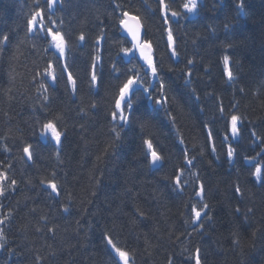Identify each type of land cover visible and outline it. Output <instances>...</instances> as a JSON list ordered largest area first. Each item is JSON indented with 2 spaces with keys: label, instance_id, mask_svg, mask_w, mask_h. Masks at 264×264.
Here are the masks:
<instances>
[{
  "label": "trees",
  "instance_id": "16d2710c",
  "mask_svg": "<svg viewBox=\"0 0 264 264\" xmlns=\"http://www.w3.org/2000/svg\"><path fill=\"white\" fill-rule=\"evenodd\" d=\"M165 2L183 13L184 0ZM235 3L203 0L198 16L173 18L169 11L166 25L159 0H64L63 5L58 0L51 12L47 0H39L45 28L61 31L69 41L66 62L76 80L73 94L61 67L65 60H58L55 49L48 47L50 38L28 32L35 0H0V40L9 37L0 44V137L7 136L0 140V170L18 182L14 192L0 197V219L11 213L0 225L5 237L0 241L5 245L0 264H37V256L43 258L41 264H121L105 233L129 252L130 264H169L170 259L172 264H195L197 248L202 264H264V183L253 176L257 165L264 172V0H246L241 15ZM122 11L140 18L168 103L155 106L137 91L132 126L122 131L113 149L111 129L114 123L120 129L111 112L119 87L132 74L128 69H140L144 86L154 98H162L159 80L151 77L140 55L135 51L125 57L120 51L132 47L120 32ZM225 23L230 25L227 31ZM169 26L178 58L168 47ZM101 30L105 39L97 46ZM81 32L83 42L77 39ZM225 55L232 61L233 82L225 73ZM49 60L56 69L55 83L36 76ZM93 63L95 86L90 83ZM41 80L51 98L44 109L37 91ZM165 109L175 117L174 125ZM146 112L153 115L142 130L139 119ZM57 114L63 117L59 126L66 130L59 160L54 142L42 139L36 124ZM233 114L242 118L236 138L231 134ZM205 125L212 130L211 141ZM145 139H151L165 158L159 170L149 165ZM25 143L34 145L31 162L22 151ZM4 144L10 151L3 150ZM229 145L235 149L232 162ZM185 150L189 159L195 157L192 166L186 164ZM179 169L182 192L173 183ZM42 178L56 180L59 198L45 190ZM201 183L203 200L196 195ZM237 185L242 194L235 192ZM203 203L209 204L205 211L211 219L202 213L201 221L193 224L192 207L200 210ZM62 205L70 211L64 213ZM45 214L48 226H55L54 236L47 226L35 230Z\"/></svg>",
  "mask_w": 264,
  "mask_h": 264
},
{
  "label": "snow or ice",
  "instance_id": "6c2138e0",
  "mask_svg": "<svg viewBox=\"0 0 264 264\" xmlns=\"http://www.w3.org/2000/svg\"><path fill=\"white\" fill-rule=\"evenodd\" d=\"M58 0H47V8L51 12V10L54 8V5H56ZM59 2L63 5L64 0H59ZM35 3L37 5V10L32 13L31 18L28 20V32L32 34H38L40 32L45 33V38L50 37V40L48 42L49 48H54L56 53H58V60H65V63L62 64V70L64 72H67V79L68 82L72 86L73 94L76 92V80L74 79L72 73L68 71L69 65L66 62V56L67 52L70 49V44L68 39H66V36L64 33H62L59 30L53 31V28L48 27L45 28L43 24V8L39 7V0H35ZM245 3L246 0H236L235 3V10L237 15L243 14V11L245 9ZM159 4L161 6V10L163 13V20L164 23L167 25L169 23L168 13L170 11L171 17L173 18H179L182 17V15L187 16H198L199 11L201 8L204 7L203 0H184L181 7L183 9V13L176 10H171V5L169 3H166L165 0H159ZM119 8L120 5H117ZM50 19V17H49ZM129 21H134V25L130 24ZM62 23V21H61ZM120 26L128 33V35L131 37L132 41V47H121L120 51L123 53L125 57H129L134 55V52L136 50L139 51L140 58L145 62L147 65L148 70L150 71L151 77L155 80H159V88H160V97H155L152 94V91L149 87H145V81L144 78L141 75V70L135 68L128 69L129 73H132L127 76L126 80L122 83V85L119 87L118 95L115 98L114 102V110L111 112V119L113 122H118V127L120 130H117V123H114L111 131L115 134L114 142L110 145L111 148L115 149L117 147L116 141H121L122 136L121 133L124 129L128 128L130 129L132 126L133 121L130 119L135 111H137L135 102H134V96L137 91H142L145 94V99L149 101L150 103L154 104L155 106H159L163 108L165 104L168 103V97L164 94L163 89L165 87L163 79L160 77L157 65L153 59L152 55V44L149 40L141 39V29L142 24L140 21V18L136 15H131L128 11H122L121 12V18L119 20ZM230 25L228 23H225L224 28L227 31L229 29ZM167 42L168 47L171 50V56L178 58L179 53L177 51V48L175 46V38L173 35V30L169 26L167 29ZM214 31V30H213ZM85 34L81 32L79 36L77 37L78 41L83 42L85 41ZM9 37L7 34L3 35L2 40H0V44L7 43ZM105 39V36L103 35V30H101V35L97 36L95 44L99 46L101 44V41ZM232 45H228V47H231ZM47 48L45 49V52H47ZM101 57L99 55H96L94 57L95 61H99ZM130 62V61H129ZM224 67H225V73L227 76V79L229 82H233L235 80L234 73L231 68V58L228 55H225L223 57ZM189 65L193 64L192 60H188L187 62ZM97 65L96 63L92 64V71H91V81L90 83L95 86L98 82V74H97ZM113 70L115 72H119V70L116 68V65H113ZM171 71V69H169ZM187 76H191V71H188L186 73ZM36 76L38 77H46L50 78V80L55 83L57 81V74L56 69L51 60L47 62L46 67L42 71H38L36 73ZM35 79V77H34ZM185 83H190L189 80H186ZM40 96V106L42 109L46 108L47 104L50 102V96L48 95V86L41 80L39 83V89L37 90ZM243 91V89H241ZM195 92V90H193ZM196 100H199V96H195ZM90 108L94 109L96 107L95 103H92L89 105ZM220 111L223 112V107L220 108ZM81 112H85L84 108H81ZM165 114L170 118L173 125L175 124V117L172 116V113L165 109ZM7 115V114H6ZM152 113H143L141 115V118L139 119V126L143 130L147 127V118L149 116H152ZM63 121V117L60 114L54 115L51 118H46L45 120H37L36 124L38 125V135L44 139V140H50L54 142L57 151L56 156L59 160V154H60V146L62 145L63 139L66 138V130H62L59 126ZM231 122V134L233 138H236L240 135V128L239 124L242 122V118L238 115L233 114L230 118ZM206 128H208L207 137L211 141L213 139V133L211 128L208 127V125H205ZM178 131V130H177ZM253 136H256V133H252ZM260 139L259 137H257ZM7 136L0 137V140H6ZM228 137L225 136V140H227ZM144 145H146L147 149V157L149 158V165L159 170V168L163 167L164 164V157L160 154V152L157 150V148L154 146L151 139H145L143 141ZM180 143L183 144L184 141L181 138ZM3 150L5 152L10 151L7 144L3 145ZM24 157H26V160L31 162L34 159V145L31 143H25L22 148ZM107 151V149H106ZM212 151L215 153L216 148L215 144H212ZM264 151V149H262ZM235 156V149L229 145L227 150V157L229 162H232ZM195 157L189 159L187 157V151L185 150V161L186 164L189 166L193 165ZM245 159H249L245 157ZM8 168H11V164L7 165ZM177 175L173 177V183H174V189L177 191H183V185L181 183V175L183 174V169L178 170ZM53 177L55 176V172L52 173ZM253 176L255 177L256 182L264 183V172H262V167L260 165H257L255 167V171L253 173ZM17 180L10 177L6 171L0 170V197H4L6 193L9 191L14 192L17 187ZM40 184L45 188V190L50 189L51 194L54 195L55 198H59L61 195V188L58 186V183L55 179H45L42 178L40 180ZM235 192L237 194L241 193V188L237 185L235 187ZM70 195V194H69ZM197 196L201 198V200L204 199V185L201 183L199 186V189L196 193ZM2 207V205H0ZM208 203H203L200 210H197L195 205L192 207V212L194 213V218L192 220L193 224H196L197 222L201 221L202 213L204 214L205 218L211 219V216L208 215V213L205 211L209 209ZM31 212L35 213L37 210L35 208H32L30 210ZM62 211L64 213H68L70 211L69 206L62 205ZM237 213H239L241 210L239 207L235 209ZM247 211L250 213L253 211L252 208H248ZM143 215V213H141ZM11 216V213H9L7 216H5L3 219H0V225L5 223V220H7ZM49 223V217L45 215H41L39 217V221L37 225L35 226L36 232H42L44 230L43 226H47L48 233L55 235V226H48ZM43 225V226H42ZM204 225L203 223H199V228L203 229ZM235 235V233L233 234ZM107 244L111 246V248L114 250L116 255L119 258V261L122 262V264H130V254L128 251L122 249L121 247H118L116 243L113 242V239L111 236H109L107 233H105L104 236ZM5 239L3 229L0 228V241H3ZM239 241H234V243H238ZM5 248L4 243H0V250H3ZM12 250H9L11 252ZM200 249L197 248L195 250V264H202L201 256H200ZM55 255V253H53ZM37 264H41V261L43 260L42 257L37 256L36 257ZM169 264H172L171 259L169 260Z\"/></svg>",
  "mask_w": 264,
  "mask_h": 264
},
{
  "label": "water",
  "instance_id": "95a60500",
  "mask_svg": "<svg viewBox=\"0 0 264 264\" xmlns=\"http://www.w3.org/2000/svg\"><path fill=\"white\" fill-rule=\"evenodd\" d=\"M129 23L130 24H133L134 25V21H129ZM120 30H121V32H122V34L124 35V36H126V37H128L130 40H131V37L128 35V33L120 26ZM143 28L141 29V39L143 38ZM132 42V41H131ZM152 169H154V168H152Z\"/></svg>",
  "mask_w": 264,
  "mask_h": 264
}]
</instances>
